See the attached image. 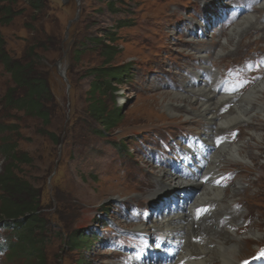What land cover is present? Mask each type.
<instances>
[{"label": "rangeland", "instance_id": "rangeland-1", "mask_svg": "<svg viewBox=\"0 0 264 264\" xmlns=\"http://www.w3.org/2000/svg\"><path fill=\"white\" fill-rule=\"evenodd\" d=\"M46 2L47 8H41L37 20L31 21L28 13L1 27L0 32L7 46L18 51L17 54L34 44L46 45L38 69L46 75L50 87L48 123L45 125L41 119L24 116L22 112H18L16 120L6 116L5 123H16V127L13 133H1L0 144L10 137L19 156L29 159L27 164L15 165L14 172L37 193L44 222L45 264H77L79 255L70 250L64 237L86 230L99 236V242L89 251L91 256H87L90 264H133L115 246H109L121 242L109 238L110 234L114 233V227L127 232L137 226L148 227L155 218L139 223V213H133L131 218L127 216L129 212L125 215L115 211V205L124 202L125 208L136 206V209L152 205L155 198L150 193L156 192L157 186L153 173L161 166L151 168L148 150L160 149L174 135L203 131L206 121L196 109L182 108L177 102L178 105L164 99H168V93L184 92L183 86L190 83L197 70L196 52L204 50L206 55L212 50L210 42L224 41L234 22L218 30L213 29L215 26L209 28L202 38L193 31L203 26L206 5L216 7L226 0H117L110 8L96 0ZM257 5L249 4L247 11L238 17H253L245 33L229 44L223 42L220 54L207 56L210 58L207 65L218 72L223 66L245 67L244 75L232 74L231 83L239 86L241 94L264 71V64L252 71L245 65V59L264 56V6ZM24 22L30 25V30ZM99 36L114 39L113 42L102 39L105 46L97 45L92 39ZM80 43L84 48L77 51ZM107 46L110 48L103 50L112 53L110 64L129 65L134 79L122 85L113 84L103 99L106 110L115 105L120 115L112 122L115 127L107 126L102 137L93 131L98 126L85 117V108L89 82L93 79L87 74L88 69L101 65L105 60L101 49ZM10 84L0 66V97ZM238 98L223 104L217 111L218 117L232 113ZM256 104L257 109L251 105L243 111L245 119L224 130L226 137L229 131L233 134L228 141L244 145L245 161L226 159L219 162L217 171L228 177L221 188L230 190L234 179L240 182L227 201L228 210H234L238 220L227 215L224 219L231 224L222 226L232 234L228 242L235 246L237 259L233 264L264 244V93ZM168 106L176 113L171 114ZM214 132L213 135L219 134ZM1 153L0 174L10 167L9 156ZM105 223L113 227L105 230ZM154 238L156 235L149 242ZM202 238L191 237V242L203 244L206 239ZM0 261L5 264L3 257Z\"/></svg>", "mask_w": 264, "mask_h": 264}, {"label": "trees", "instance_id": "trees-1", "mask_svg": "<svg viewBox=\"0 0 264 264\" xmlns=\"http://www.w3.org/2000/svg\"><path fill=\"white\" fill-rule=\"evenodd\" d=\"M96 1L104 2L106 7L110 8L117 0ZM45 7L47 8L46 0H0V28L10 25L15 19L24 17L28 13V16L32 18L31 21H35L39 18L41 8ZM25 28L30 30V25L25 23ZM109 36L94 37L92 41H97V45L105 46L102 39L108 41L114 39ZM79 46L77 51L84 48L81 43ZM45 48L44 43L34 44L17 54L18 51L7 46V41L0 32V66L11 81L0 97V135L5 131L13 133L12 129L16 127V123H5L4 119L10 116L8 119L16 120L19 118L18 112H22L24 116L39 118L45 125L48 123L50 87L46 75L38 69L39 64L42 63L41 53ZM109 48L107 46L101 49L105 58L101 65L90 68L87 72L93 79L89 82L87 91L88 103L85 108V117L91 120V124L98 126L93 131L102 137L108 130L107 126L109 129L115 127L112 122L120 115L115 105L110 110H106L102 103L103 99L106 98L113 84L122 85L132 79V68L129 65L124 67L110 64L112 53L103 50ZM15 147L10 137H5L0 144V153L9 156L10 159V167L0 174V229H4L6 235L8 234L4 244L8 250L6 262L9 264H45L42 249L44 222L40 215L37 193H34L29 184L14 172L15 165L27 164L29 159L25 155L19 156V153L14 150ZM15 195L18 197L15 198ZM64 239L70 250L79 255L77 264H89L84 261V252H87L93 244V238L81 231L66 235Z\"/></svg>", "mask_w": 264, "mask_h": 264}, {"label": "bare ground", "instance_id": "bare-ground-1", "mask_svg": "<svg viewBox=\"0 0 264 264\" xmlns=\"http://www.w3.org/2000/svg\"><path fill=\"white\" fill-rule=\"evenodd\" d=\"M207 6L208 5H206V7ZM259 6H264V2H261ZM252 20L253 17L250 15L241 16L233 23V25L231 24L232 26L230 25L231 28L228 30L227 36L223 38L224 41H212L209 43V47L213 51L209 50L206 55L204 54V50L202 53L197 51L196 56L199 57L198 67L201 68L204 73L208 74L209 77H215L217 75L215 68L205 65L207 60H210L207 56H216L220 54V52H222V43L226 42L229 44V42L234 41L240 33H245V30L248 29L251 22L253 23ZM210 35L214 34H208V36ZM216 39L218 41V38ZM193 75L194 78L198 80L197 86L192 85L194 84L192 81H190V83L187 82L183 86L184 92L168 93V95H166L168 96V99L166 98L164 100L173 101L174 103L177 102L182 108L193 107L196 109V113H199L204 121H206L202 128L203 131L200 133L204 140L211 143L212 136L218 135L216 138L220 141L217 143L219 146L221 144L223 146L221 149L215 148L213 150V153L210 156V161L206 166V171L202 172V178L199 180L194 178L192 179L193 181H184L173 175L170 170L164 171L163 169H159L154 172L153 178L157 180V186L155 188L156 192L152 191L150 195H152V198L156 197V201L168 197L169 192L175 193L178 188L181 190L183 187L182 185L185 184L190 185L188 190H186V193L189 194L195 192V196L193 197L191 204L186 206L183 211L179 213L173 211L168 213L167 211L158 218H155L148 227L142 228L137 226L136 228L147 229L148 231L160 230L164 235L174 237L171 238L169 246H174L177 243V239L184 240L177 261L184 260L186 264H233L237 259L234 252L235 246H230L228 242L232 239V234L228 230L223 229L222 226H230L231 224L229 220L227 221L224 219L227 215L233 216L238 220V214H234V210H228L227 201L229 196L233 195L235 186H239L240 182L239 179H234V183L232 181L234 187H231L230 190L221 188L219 186L224 185V182L223 179L220 178V174H217V171H219V162H224L226 159L230 162L245 161L247 152L244 145H236V143L228 141L225 137L224 130L234 126L239 120L245 119L243 111L251 108V105L257 109L256 102H258L260 97H263L264 93V77L248 88V90H245L246 93L244 92L243 94L240 93L237 95V97H240L238 98L240 100L235 102L232 113H227L218 117L219 114L217 111L221 109L223 104L230 102L232 96L219 94L210 84L204 81L202 74L196 72ZM189 93H192V95L190 96ZM197 97H199V100ZM167 109L171 114L176 113L170 106H168ZM215 109L216 111H214ZM217 120L221 121L217 122V125L214 126L215 121ZM214 131L219 134L213 135ZM254 135H256V133H254ZM257 138L260 137L257 136ZM179 168H181V166ZM216 174L218 175L217 180H215ZM167 189L173 191L167 192ZM179 195H181V193H179ZM184 197L186 196H180V199L183 200ZM196 206H209L208 214L206 213L198 220L195 219L192 210H194ZM191 237H203L206 241L205 243L203 242V244H193L191 242ZM177 246L179 248V245ZM169 250H172V248Z\"/></svg>", "mask_w": 264, "mask_h": 264}, {"label": "snow or ice", "instance_id": "snow-or-ice-1", "mask_svg": "<svg viewBox=\"0 0 264 264\" xmlns=\"http://www.w3.org/2000/svg\"><path fill=\"white\" fill-rule=\"evenodd\" d=\"M204 211H205L204 209H198V210H197V214H198V216L201 215V214H203Z\"/></svg>", "mask_w": 264, "mask_h": 264}, {"label": "water", "instance_id": "water-1", "mask_svg": "<svg viewBox=\"0 0 264 264\" xmlns=\"http://www.w3.org/2000/svg\"><path fill=\"white\" fill-rule=\"evenodd\" d=\"M61 74H63V71L61 72Z\"/></svg>", "mask_w": 264, "mask_h": 264}]
</instances>
